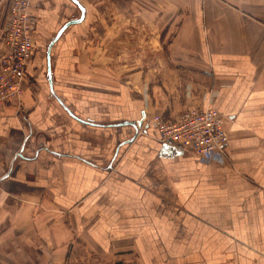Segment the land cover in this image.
<instances>
[{"label":"crops","instance_id":"obj_1","mask_svg":"<svg viewBox=\"0 0 264 264\" xmlns=\"http://www.w3.org/2000/svg\"><path fill=\"white\" fill-rule=\"evenodd\" d=\"M31 1L29 79L0 110V264H264V0H78L69 25L73 0ZM190 106L225 117V152H171L147 123Z\"/></svg>","mask_w":264,"mask_h":264},{"label":"built area","instance_id":"obj_2","mask_svg":"<svg viewBox=\"0 0 264 264\" xmlns=\"http://www.w3.org/2000/svg\"><path fill=\"white\" fill-rule=\"evenodd\" d=\"M36 16L31 0H11L4 22L0 53V110L20 99L29 79L28 66L36 52ZM162 144L198 155L225 152L228 134L225 117L215 108L187 107L173 117L154 114L147 120Z\"/></svg>","mask_w":264,"mask_h":264},{"label":"rangeland","instance_id":"obj_3","mask_svg":"<svg viewBox=\"0 0 264 264\" xmlns=\"http://www.w3.org/2000/svg\"><path fill=\"white\" fill-rule=\"evenodd\" d=\"M76 15H78V11L76 10ZM144 31L146 32V29H144ZM143 60V62H145V63H149V61H151V60H147V59H142ZM91 62L92 63V65L93 66H98L99 67V65L100 66H103L104 65V63H106V62H108V65L109 66H112V64L113 65H115L116 63H115V59H112V60H106V59H101V58H92V59H90V60H86V62L85 63H87V62ZM136 61L137 60H132V59H125V60H119V63L121 64V63H124L123 65H124V71L125 72H127L126 70H128V71H131V69H132V66L133 65H136L137 63H136ZM157 61H160V60H157ZM143 62L141 61L140 63L141 64H143ZM77 63L79 64L80 63V59H77ZM105 66V65H104ZM80 67L81 68H83L84 67V60L82 59L81 60V63H80ZM119 75V74H118ZM108 77H110L111 79H114L115 77H116V75H115V73H109V75H107V78ZM105 79V78H104ZM136 93H138V95H139V92H137V91H134V94L135 95H137ZM153 116V115H152ZM152 116H150V117H152Z\"/></svg>","mask_w":264,"mask_h":264},{"label":"water","instance_id":"obj_4","mask_svg":"<svg viewBox=\"0 0 264 264\" xmlns=\"http://www.w3.org/2000/svg\"><path fill=\"white\" fill-rule=\"evenodd\" d=\"M77 5L78 7L80 8L82 14H81V17L80 18H77V19H74V20H71L70 22H68L66 25H69V24H72V23H79V22H82L84 17H85V8L84 6H82L80 4V2L78 0H73ZM66 27V26H65ZM62 28L58 34L55 36V38L53 39V41L51 42L50 46L60 37L61 33L63 32V30L65 29ZM49 57V56H48ZM48 68H49V74H51V68H50V64H48ZM50 78V77H49ZM124 124H131L132 126H134L135 128H139L142 126L143 124V119H140L138 121H134V122H124ZM164 148L166 150H169L171 152H177V153H182L181 151H178L177 149L173 148L172 146L168 145V144H163Z\"/></svg>","mask_w":264,"mask_h":264}]
</instances>
